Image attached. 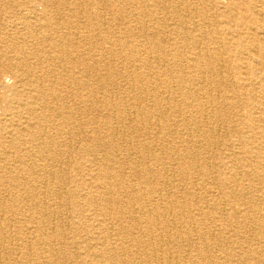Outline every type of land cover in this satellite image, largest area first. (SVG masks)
<instances>
[{"label": "bare ground", "instance_id": "bare-ground-1", "mask_svg": "<svg viewBox=\"0 0 264 264\" xmlns=\"http://www.w3.org/2000/svg\"><path fill=\"white\" fill-rule=\"evenodd\" d=\"M146 1L119 0V2H127L129 5L139 3L142 6L144 3L142 12L138 13L139 17L148 16L152 10L151 7L157 3L148 0L151 3L146 4ZM163 1L174 4L176 13L179 12L188 17L194 13V18L196 16L201 18V15L203 16L201 20L206 21L213 9V11H217L216 16L220 19L215 20L213 15L212 23L210 21L207 24L206 21L203 24L196 23V20L191 17L195 21L190 25L187 36H183L184 39L191 40L187 45H184L187 49L185 54L178 52L179 48H174L177 49L172 59L176 67L179 68V72L174 75L168 73L166 66L164 69L159 67L160 69L156 70L160 74L158 77L156 74L153 76L149 71L140 72L139 69H135L134 72L124 76V80H127L128 84L119 90L118 98H115L114 101L109 99L114 97L115 92L107 89L109 83L114 81L112 77H104L99 87H94L87 82H80L86 93L82 94L77 89L74 94L84 107L79 109L71 107V110L73 113L74 111L77 113L78 110L81 111V114L86 113L98 103L95 99L98 94L102 93L103 96L108 97L105 104L108 105L106 109L110 111L109 115L100 123L97 122L95 126H92L91 130L87 129L84 132H87V136H90L92 132L94 141L97 142L99 141L97 135L99 125L106 126L113 147L101 158L97 154L91 153L93 151L91 147L81 146L80 149L86 154L90 152L92 156L88 160L96 167L90 177L91 182L87 187L88 190L81 193L76 188L68 190L66 187V190H63L58 196L60 200L68 201L66 207L75 213H78L79 208L82 210L81 206L84 205L87 212L86 220L82 217L83 220L79 224L84 225L88 233L91 231L90 228L96 232L97 241L95 244L87 241L88 236L80 241L78 253L81 260L79 263H77L78 261L74 262L76 264H105V262L106 264H226V256L221 258V255H214L215 253H211V251L213 248H217V241L221 243L222 239L227 238L221 233L222 231L219 230L220 233L215 231L223 227L222 221L228 216L241 217L240 222L248 223L250 226L248 230H254L264 242V212L255 205L254 197L257 191H264V110L257 112L254 110V105L248 102L241 105L235 101V99L244 100V98L247 101H254L253 90L256 87L260 90L259 97L264 100V74L257 71L259 67H264V0H205V3H201L200 7L195 3L190 5V0ZM36 15L33 13L28 17L33 27L36 25V21L39 22ZM196 32H201V35ZM219 32L220 36H218ZM160 49H157L159 50L157 54L137 52L127 57L133 65L142 66H146L153 58L157 57L158 64L162 65L170 59L168 53ZM49 69L52 68L49 67ZM153 69L156 67L154 66ZM251 69L256 76L254 79L251 76ZM28 70H31L30 67L24 69L26 72ZM45 73L47 74L43 75L44 77L52 76V71ZM107 74H110V71ZM232 74L234 77L231 78ZM43 76H36L34 82L33 79L30 83L28 82L33 88L29 89V92H35L32 97L36 99L30 104L26 101L19 103L17 107L12 105L14 110L6 113L1 120L3 123L1 125L6 132L5 137L9 139L7 148L2 149V153H0V157L4 160L8 159V152L12 150L19 152L25 145L20 134V116L23 108L28 107V111L32 115L40 117L37 124L28 128V131L30 130L35 137L36 130L41 131L45 128L41 119L47 120L54 112L52 105H48L50 98L47 92L49 89L40 81ZM155 78L160 79L156 80ZM77 79L79 80V78ZM174 86L177 87L178 92L171 90ZM100 88H105V91ZM16 90L20 94L29 93L21 88ZM133 92L135 93L132 94ZM146 101H151L152 104L146 106ZM164 101L174 102L173 106L166 109L162 104ZM39 103L41 104L36 106ZM249 106L251 108H248ZM38 108L41 110L39 111ZM244 108H247V111H244ZM50 110L53 112L49 113ZM171 112L176 115L177 119L174 123H166L167 116ZM73 113H68L66 123L69 124V128L77 130L81 126L80 122L75 120ZM95 119H90V121ZM216 124L220 127H216ZM221 127L228 128L227 132L231 138L228 139V135L219 138L218 128ZM82 133V129L79 132L76 131L74 135L69 133L67 142L72 139H79L81 142ZM181 133L186 135L181 139L182 148L181 150L173 149L171 147L173 141L169 142V139L179 138ZM131 134H135L136 137L147 136L148 140L136 144L135 135ZM118 139L121 140V144ZM219 146H223L228 152L226 151L217 163L213 162V156L216 152L215 148ZM58 150L60 151V149ZM155 150L157 153L153 152ZM114 151L126 154L123 165L127 164L132 168L128 177L142 178V182L147 186H142L137 190L131 183L122 186L113 182L109 169H114L112 172L121 174L120 171L124 173L126 168L120 164L117 169H115L116 166L106 167L105 162L114 159L110 160ZM132 155L138 157L134 163L129 159ZM62 156L57 155L55 159L60 167L67 161ZM69 157H74L71 150L67 158ZM186 158H188L187 162ZM146 159L154 164H144ZM42 165L45 168V163ZM236 165L241 168L238 173L235 170ZM55 166L54 164L53 167ZM172 166L179 169L178 175L171 172ZM62 167L59 179L63 186L68 180L71 183H78L80 181L77 178L78 173L85 174V170H82V166L79 165L75 168L76 174L74 175L68 173V168ZM244 177L248 181L247 187L242 182L245 180ZM191 178L198 180L187 182ZM158 179H167L172 184L176 181L179 182L182 192L197 193L202 204L192 209L188 201L177 199L180 189L176 192L164 187L151 189L152 182ZM19 184L17 185L18 189ZM32 186L30 185V188ZM120 191L128 194V200L125 202L115 195ZM227 191L231 194H227ZM152 192L154 194L151 196ZM7 198L14 199L15 196L9 195ZM22 198L25 197L22 195ZM8 199L0 198V212L17 214L19 208L15 206V203L8 202ZM60 208L58 205H47L46 202L37 201L36 211L29 215V218L35 220L34 222L37 224L29 226L23 232L25 240L23 246L13 248L2 246L0 251L16 256L19 264H60L61 261L63 263L66 253L57 246L61 235L59 234L60 228L64 225L58 222V216L62 212ZM177 209L181 210V213ZM211 209L219 211L212 214ZM191 211H194L193 216ZM88 213L93 216L90 217ZM125 217H128L129 222L122 225L121 222ZM197 217L203 220L202 223L210 226L206 229L207 226L204 225L205 227L199 229L202 241L200 238L194 240L195 237L188 233L187 229L182 228V225L183 227L188 225L191 218L198 220ZM35 237L38 241L36 263L30 259L34 251V246L30 241ZM206 239H209V242H206ZM212 240L215 241L212 242ZM235 247L240 248L241 254H243L237 264L264 263V247L258 250H246L245 246L239 243Z\"/></svg>", "mask_w": 264, "mask_h": 264}, {"label": "rangeland", "instance_id": "rangeland-1", "mask_svg": "<svg viewBox=\"0 0 264 264\" xmlns=\"http://www.w3.org/2000/svg\"><path fill=\"white\" fill-rule=\"evenodd\" d=\"M112 1L113 0H0V153H2V149L7 148L9 143V139L5 137L6 132L4 127L1 125L3 124L1 121L2 118L6 113H10L14 110L12 109V105L17 107L19 103H25L26 101L30 104L36 99L32 97L35 92H29V89H33L29 83L32 79L34 82L36 76L46 75V71H48V73L52 71V76H43L40 81L49 89V91L48 89L46 90L50 98L48 105L50 104L54 108V112L53 110L49 111V113L53 112L50 118L47 120L41 119L43 124H45V128L41 131L36 130V137L30 130L28 131V128L37 124L40 117L32 115L30 111H28V107L23 108L20 116V134L24 139L25 145L21 147L19 152L13 150L8 152V159L6 160L0 157V198L8 199L7 196L14 195V199H8L7 201L15 203V206L19 208L17 214L0 212V249L2 246L6 248L23 246L25 243L23 232L26 228L36 223L34 222L35 220L29 218L30 213L36 211L37 201L46 202L47 205H58L59 208L61 207L60 210L62 209V212L58 216V222L64 225L61 226V228L59 227L61 229L59 234L61 235L57 242V246L66 253V258L63 260V263L61 261L60 264H76L74 263L76 261L79 263L81 260L80 254L78 253L80 241L88 236L87 241H91L89 243L95 244L97 241V238H95L96 232L93 228H90L91 231L88 233L84 225L79 224L83 218L86 220L87 212L85 211L86 207L84 205L81 206L82 210L79 208L78 213H75L73 210H68V207H66L69 202L60 200L58 196L63 190H66V187H68V190L76 188L80 190L81 193L88 190L87 187L91 182L90 177H92L96 167L88 160L92 156L90 152L86 154L80 149L81 146L85 148L91 147V149H93L91 153L94 155L97 154L101 158L113 147L106 126L102 124L99 125V133L97 134L99 136V141L97 142L96 140L94 141L92 132L90 136H87V132H84L87 131V129L91 130L92 126H95L97 122L100 123L109 115L108 113L110 111L106 109L108 105L107 103L105 104L109 99L108 97L103 96L102 93L98 94L95 97L98 103H96L93 108L86 111V113L81 114V111L78 110L77 114L75 111L73 113L71 110V107H77V109L84 107L74 94L77 92V89H79V92L82 94L86 93L80 82H87L94 87H99L104 77H112L114 81L110 82L111 84L109 83L107 89L115 92L114 97L109 99L114 101L115 98H118L119 90H122L125 87L124 85L128 84V81L124 80V76L134 72L135 69H139L140 72L149 71L153 76L156 74L158 77L159 73H157L156 70L159 67L164 69V66H166L168 73L174 75L179 72V68L176 67L172 58H174V53L177 48H179L177 50L178 52H183V54H185L187 49L184 45H187L191 40L184 39L183 36H187L186 34H188L190 30V25H192L195 20L196 23L205 24L206 21L207 24L210 21L212 23L213 15L215 16V20L220 19V17L216 16L217 11H213V9L209 13L206 21L201 20V18L203 19L201 15V18L198 16L194 18V13H191L192 16L188 17L185 14L176 13L175 5L173 4V6L170 2L167 3L163 0H153L157 3L151 7L152 10H150L151 12L149 11L150 14L148 16L142 15L139 17L138 13L142 12L145 6L144 3L140 6L139 3L136 5H129L127 2H124L125 4L119 2V0H114V3ZM149 3L151 2L147 0L146 4ZM190 3V5H192V3L199 4L198 7H200L201 3H205V0H190ZM193 8L192 6L191 9L193 10ZM33 13H36V17L39 18V22L36 21L34 27L30 23V18L28 19ZM191 17L195 20L193 21ZM42 25L43 27H41ZM211 30L212 29H210V31ZM196 33L201 35V32ZM220 35L221 33L219 32L218 36ZM175 47L177 48L174 49ZM157 49L166 51L170 61L167 60L161 65L158 64L159 59L155 57L152 59L153 62L151 61L149 64L147 63L148 65L142 66L133 65L127 57L137 52L157 54L159 51ZM22 51H24V53H21ZM154 66L156 69H153ZM27 67H30L32 72L31 70L27 72L24 71ZM49 67L52 69H49ZM109 71L110 74H107ZM257 71L263 75L264 67H259ZM251 76L253 79L256 77L253 73V69H251ZM232 77H234L233 74L231 75V78ZM77 78H79V80ZM77 84H80L78 85L79 87ZM17 88H21L29 93L20 94L17 92ZM100 89L105 91V88ZM171 90L174 92L179 91H177L176 86L172 87ZM253 91L255 93L254 101H247L246 98H244V100L235 99V101H238L241 105L248 102L255 106L254 110L261 112L264 110V100L259 97V88L256 87ZM134 93L135 92L132 94ZM38 101L40 102V100ZM145 103L146 106L152 104L151 101H146ZM173 103L174 102L170 103L164 101L162 104L167 109L172 107ZM40 104L41 103L36 106ZM248 108H251V106ZM38 109L39 111L41 110L40 108ZM244 109V111H247V108ZM70 112L75 116V120L80 122L81 128H77V130L76 128H69V124L66 122L68 121L67 116ZM93 118L96 119L90 121V119ZM175 119H177L176 115L171 112L167 116L166 123H174ZM218 126L220 127V125L216 124V127ZM81 129L83 130L81 142L79 139H72V141L69 140V142H67V137L70 135L69 133L74 135L76 131L79 132ZM227 129V127L218 128L219 138L228 135ZM131 135L134 136L135 134ZM185 137L186 135L181 133L179 138H170L169 142L173 141L171 142V147L181 150V139ZM229 138H231V135H228V139ZM135 139L136 144L148 140L147 136L136 137V135ZM113 141L115 142L116 138ZM118 142L121 144L120 139H118ZM58 149H60V151ZM70 150L73 152L74 157L67 158ZM215 150L213 162L218 163L221 160L220 157H222L226 151L228 152V150H225L223 146L216 147ZM153 152L157 153L156 150ZM57 155H63L62 157L67 160L62 166H64V169L68 168L69 170L67 171H69L68 173L71 175L76 174L75 168H77L78 165L82 166V170H85V174L78 173L77 178L80 180L78 183H71V181L68 180L66 181V185L63 186L59 179L60 170H63V167L61 166V168L57 162H55ZM125 159V153L114 151L110 157L111 161L107 160V162H105L106 167L116 166L115 169H117L118 166L123 165ZM129 159L134 163L137 161L138 157L132 155ZM186 159L187 162L188 158ZM44 163L45 168L42 167ZM52 164L56 166L53 167ZM144 164L153 165L154 163L146 159ZM123 167L125 168V172L123 173L120 171L121 174L112 172L114 169H109L110 174L112 173L111 178L114 180L113 182L119 183L122 186L126 185V183H131L137 190L142 188V186H147L142 182V178L139 179L137 177V179L136 176H132L131 178L128 177L129 172L132 171L129 165L126 164L123 165ZM172 167L173 169L171 172L173 174L175 173L174 175H178L179 169L175 168V166ZM235 170L238 173V171H241V168L236 165ZM139 172L142 175L140 169ZM243 179L245 180H242V182L245 184V187H247L248 181L246 177ZM165 180L167 179L154 180L152 182L153 184L150 185L151 189L164 187L165 189L174 190L175 192L180 189L178 194L176 193L177 199L188 201L192 209L202 204L201 198H199L200 196L197 193H184L182 192L181 186H179V182L176 181L172 184L169 180H167L168 182ZM197 180L191 178L187 180V182L190 183L191 181ZM18 184L20 185V190L18 189ZM30 185L33 186L30 188ZM95 189L96 188L93 190ZM226 193L231 194L229 191ZM153 194L154 192L151 193V196ZM255 194V205L264 212V191H257ZM22 195L25 198H22ZM115 195L118 196L122 202L128 200V194L126 195L123 191L117 192ZM27 205H29L28 208ZM177 211L181 213V210L179 211V209H177ZM218 211L217 209H211L212 214H216L215 212ZM193 214L194 211L192 212V216ZM88 215H90V217L93 216L91 213H88ZM197 219L198 220L191 218L188 225H185L186 228L183 227L181 223L179 224L195 237L194 240H199L200 238L202 241L203 239L201 238L199 229L205 226H207L206 229H208L210 226L202 223L203 220H200L199 217H197ZM38 220L40 221V219ZM123 220L124 221L121 222L122 225L128 224V217H125ZM241 220L242 218L238 216H228L227 219L222 221L223 227L215 231L218 233L222 231L221 233L227 238L225 240L222 239L223 242L221 243L217 241V248H213L211 253H215L214 255L219 254L221 258L226 256V264H237L240 261V257L243 254H241L242 250L240 248L235 247L238 243L244 245L246 250H258L264 247V242L261 241V238L257 236L254 230H248L250 227L248 223L245 224L243 221L240 222ZM205 241L209 242V239ZM214 241L215 240H212V242ZM30 243L34 246V251L30 259L36 263V244L38 243L36 237L32 239ZM125 245L129 246L130 244ZM193 246H195V244H193ZM15 259L16 256L0 251V264H19L18 260Z\"/></svg>", "mask_w": 264, "mask_h": 264}]
</instances>
